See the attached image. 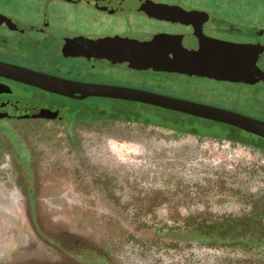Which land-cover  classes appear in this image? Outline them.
<instances>
[{
  "label": "flooded vegetation",
  "instance_id": "obj_1",
  "mask_svg": "<svg viewBox=\"0 0 264 264\" xmlns=\"http://www.w3.org/2000/svg\"><path fill=\"white\" fill-rule=\"evenodd\" d=\"M236 1L0 0V264H264V25Z\"/></svg>",
  "mask_w": 264,
  "mask_h": 264
},
{
  "label": "rangeland",
  "instance_id": "obj_2",
  "mask_svg": "<svg viewBox=\"0 0 264 264\" xmlns=\"http://www.w3.org/2000/svg\"><path fill=\"white\" fill-rule=\"evenodd\" d=\"M212 2H218L221 3L224 0H209ZM239 4H250L252 5V8L249 9L248 15L244 14H238L235 16V18L233 19V21L235 22H239L240 24L248 22V27L252 28L255 25H264V0H237L236 1ZM246 6H241L240 8L243 9ZM245 26V25H244ZM95 104V103H94ZM103 103H97L96 105H91V108L94 110H96L98 107L103 108ZM81 227V224H80ZM77 232L79 234H83V235H87L88 237H90V235H93L95 238L96 243L98 244V246H102V245H107L108 242L110 241V239L113 238V233L111 232V230H88V229H82L79 228L77 230ZM16 234V233H15ZM18 242L19 245H17L16 247H20L16 250V252H14V254L19 253L20 255H18L19 257V261L20 260H25V259H32V258H40L41 255H39V251L37 249V246L35 243L29 244L26 248H23V246L21 244H25L26 243V239L24 237H18ZM80 261V260H79ZM83 264H86L85 262ZM92 264H102L100 261H98L96 263V259L94 260V262H92Z\"/></svg>",
  "mask_w": 264,
  "mask_h": 264
}]
</instances>
